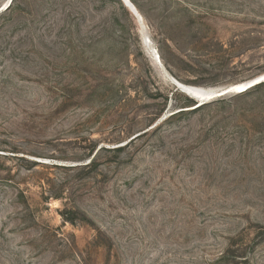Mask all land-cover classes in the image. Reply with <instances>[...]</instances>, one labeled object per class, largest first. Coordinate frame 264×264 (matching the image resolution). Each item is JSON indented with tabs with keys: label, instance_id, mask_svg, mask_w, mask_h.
I'll return each instance as SVG.
<instances>
[{
	"label": "rangeland",
	"instance_id": "obj_1",
	"mask_svg": "<svg viewBox=\"0 0 264 264\" xmlns=\"http://www.w3.org/2000/svg\"><path fill=\"white\" fill-rule=\"evenodd\" d=\"M5 1L0 264H264V0Z\"/></svg>",
	"mask_w": 264,
	"mask_h": 264
},
{
	"label": "bare ground",
	"instance_id": "obj_2",
	"mask_svg": "<svg viewBox=\"0 0 264 264\" xmlns=\"http://www.w3.org/2000/svg\"><path fill=\"white\" fill-rule=\"evenodd\" d=\"M129 1V0H128ZM6 2V1H5ZM4 2V3H5ZM130 2V1H129ZM3 3V4H4ZM127 6V5H126ZM128 8H129V6H127ZM8 9V8H7ZM130 9V8H129ZM3 10V9H2ZM131 10V12L134 14V15H136V13L132 10V9H130ZM138 16V15H137ZM139 17V16H138ZM143 31V30H142ZM156 65H158V63H156ZM262 77V79L259 81V82H261V81H264V74L263 75H261V76H258L257 78H261ZM257 78H255V79H257ZM255 79H252V80H255ZM252 80H249V81H252ZM249 81H246V82H244V83H247V82H249ZM174 82V81H173ZM259 82H256L255 84H257V83H259ZM174 83H176L177 84V86L179 87V89L181 90V91H183L184 93H186L188 96H190V97H192V98H197L198 99V101L199 100H201L199 97H198V95H209V94H212L214 91H213V89L214 88H211V87H209V88H205V87H200V86H193V85H183V84H181V83H177V82H174ZM244 83H241V84H235V85H230V86H228V87H241L242 85H244ZM252 86V85H251ZM249 88V87H248ZM248 88H246V89H248ZM238 93L239 91L238 90H232V91H229L228 93ZM228 93H222V94H218V95H214L213 97H210L209 99H207L208 101H210V100H212V99H215V98H217V97H221V96H223V95H227Z\"/></svg>",
	"mask_w": 264,
	"mask_h": 264
},
{
	"label": "water",
	"instance_id": "obj_3",
	"mask_svg": "<svg viewBox=\"0 0 264 264\" xmlns=\"http://www.w3.org/2000/svg\"><path fill=\"white\" fill-rule=\"evenodd\" d=\"M12 1L13 0H7L5 2V4L3 5V8L2 9L3 10L7 9L10 6V4L12 3ZM129 1L128 0H124L125 4L127 6H129L130 9H132L135 13H138V11H137L136 7L134 6V4H132L131 1L130 2ZM261 79H262V77L261 78H257V79L252 80V81H249L247 83H244V85H242L239 88L238 87L237 88L236 87H226V86L225 87H215L213 89L214 92L212 94H209V95H198V97L201 100L198 101L197 98H195V100L198 101L197 104H200L201 105V104H203L205 102H208L207 99H209L210 97H213L214 95H218V94H222V93H228L229 91H232V90H238L239 92H243V91L246 90V88L252 87L253 85H255L256 82H259Z\"/></svg>",
	"mask_w": 264,
	"mask_h": 264
},
{
	"label": "trees",
	"instance_id": "obj_4",
	"mask_svg": "<svg viewBox=\"0 0 264 264\" xmlns=\"http://www.w3.org/2000/svg\"><path fill=\"white\" fill-rule=\"evenodd\" d=\"M10 6H11V5H10ZM242 83H243V82H242ZM237 84H239V83H237ZM263 86H264V81H261V82L255 84V85H253L252 87L246 89V90L243 91V92H248V93H250V92H253V91H255V90H258L259 88H261V87H263ZM193 101H194V100H193ZM210 103H212V101L205 102V103H203V104H201V105L196 103V104L198 105L196 108H198V107H203V106H207V105H209Z\"/></svg>",
	"mask_w": 264,
	"mask_h": 264
}]
</instances>
